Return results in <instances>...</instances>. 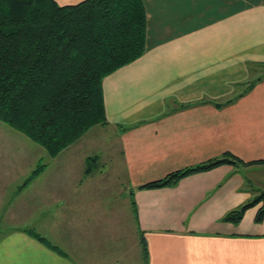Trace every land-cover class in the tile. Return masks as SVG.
<instances>
[{
	"label": "crops",
	"instance_id": "0c3cea01",
	"mask_svg": "<svg viewBox=\"0 0 264 264\" xmlns=\"http://www.w3.org/2000/svg\"><path fill=\"white\" fill-rule=\"evenodd\" d=\"M143 3L147 49L103 78L104 123L44 157L0 122V225L11 226L0 264H264V218L254 221L262 202L237 224L221 221L264 191L243 172L264 163L138 189L223 153L264 160V0Z\"/></svg>",
	"mask_w": 264,
	"mask_h": 264
},
{
	"label": "trees",
	"instance_id": "16d2710c",
	"mask_svg": "<svg viewBox=\"0 0 264 264\" xmlns=\"http://www.w3.org/2000/svg\"><path fill=\"white\" fill-rule=\"evenodd\" d=\"M146 49L143 0H80L70 4H59L57 0H0V122L55 157L91 127L106 121L103 78L142 56ZM255 162L264 160L245 162L223 153L171 171L138 189L172 187L185 176L221 164L238 167ZM88 165L89 161L86 172L91 170ZM43 167L38 164L18 190ZM259 202L262 205L254 221L261 222L264 191L227 211L221 221L237 224L244 211ZM28 233L61 251L39 233ZM140 242L146 258L145 240L141 237Z\"/></svg>",
	"mask_w": 264,
	"mask_h": 264
},
{
	"label": "rangeland",
	"instance_id": "374dc122",
	"mask_svg": "<svg viewBox=\"0 0 264 264\" xmlns=\"http://www.w3.org/2000/svg\"><path fill=\"white\" fill-rule=\"evenodd\" d=\"M155 20H156V23L158 24L159 23L158 17H155ZM188 20L189 21L187 22V24L192 23V22H196V21L202 20V19L201 18L200 19L199 18H190ZM179 26H182V23H180ZM6 127H9V126H6ZM8 129H11V131H14L12 128H8ZM5 135L9 136L7 134H5ZM3 142H5V141L3 140ZM32 144L34 145V147H39V146H37V144H35L33 142H32ZM42 154H43V152H42ZM45 154H46V152H44V155ZM44 157H49V156L46 154ZM97 162H98V160H97ZM117 163L119 164V157H117L115 159V161H113L112 164H111L110 161H108V163L105 165V169H109L110 167H112L111 170H113L114 169L113 164H117ZM243 172L251 180V182L254 185L258 186L260 190H264V168H260V170L255 171V175L254 176H253L251 171L244 170ZM109 173H111V172H108V175H109ZM107 180H109V179H107ZM6 198H7V196L5 195L3 199L6 200ZM1 223H3V222L1 221ZM10 228H11L10 225H0V237L2 236L1 234H3L4 232H8V230Z\"/></svg>",
	"mask_w": 264,
	"mask_h": 264
}]
</instances>
